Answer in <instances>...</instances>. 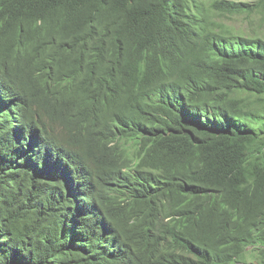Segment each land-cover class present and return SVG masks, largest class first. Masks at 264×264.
<instances>
[{"label":"trees","instance_id":"16d2710c","mask_svg":"<svg viewBox=\"0 0 264 264\" xmlns=\"http://www.w3.org/2000/svg\"><path fill=\"white\" fill-rule=\"evenodd\" d=\"M258 13L0 0V264H264V37L222 22ZM18 100L50 105L38 149L9 126ZM53 145L99 220L46 175Z\"/></svg>","mask_w":264,"mask_h":264},{"label":"clouds","instance_id":"9594fccd","mask_svg":"<svg viewBox=\"0 0 264 264\" xmlns=\"http://www.w3.org/2000/svg\"><path fill=\"white\" fill-rule=\"evenodd\" d=\"M170 71H172L171 68ZM33 108L35 110L33 114L24 112V103L18 100L16 104L11 106V110L7 112V114L10 115L8 118L9 126L17 138L21 139L23 137L24 139H28L25 147L32 148V150L38 149L44 144L43 129L47 125L50 116V105L38 109L33 103ZM50 148L55 151V156L51 161V169H49L46 175L49 177L53 173L57 175L58 178L53 179V182L60 180V178H62L64 182L66 181L67 197L75 203L77 211L80 214H84L88 219L95 218L99 220V215L97 214V211L92 208L90 202L86 198L81 201L80 197L82 191L80 187L75 184L72 179L65 180L66 178L64 177L62 170L68 167V152L66 146L53 145ZM79 150L83 151V148L80 147ZM82 158L85 159L83 156Z\"/></svg>","mask_w":264,"mask_h":264},{"label":"rangeland","instance_id":"374dc122","mask_svg":"<svg viewBox=\"0 0 264 264\" xmlns=\"http://www.w3.org/2000/svg\"><path fill=\"white\" fill-rule=\"evenodd\" d=\"M210 1V0H207ZM229 1H242L246 3H254L257 0H229ZM223 24L230 30L236 33H244L246 36L251 37H264V19L258 14L249 16H236L227 17L222 19ZM257 263L256 260H254Z\"/></svg>","mask_w":264,"mask_h":264}]
</instances>
